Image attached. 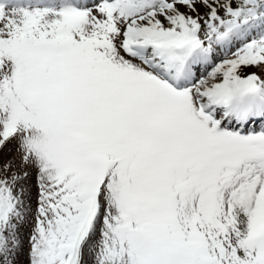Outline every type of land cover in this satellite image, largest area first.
I'll use <instances>...</instances> for the list:
<instances>
[{
    "label": "snow or ice",
    "instance_id": "1",
    "mask_svg": "<svg viewBox=\"0 0 264 264\" xmlns=\"http://www.w3.org/2000/svg\"><path fill=\"white\" fill-rule=\"evenodd\" d=\"M250 67L264 0H0V148L16 142L39 189L30 264H264ZM2 171L15 264L29 173Z\"/></svg>",
    "mask_w": 264,
    "mask_h": 264
},
{
    "label": "rangeland",
    "instance_id": "2",
    "mask_svg": "<svg viewBox=\"0 0 264 264\" xmlns=\"http://www.w3.org/2000/svg\"><path fill=\"white\" fill-rule=\"evenodd\" d=\"M183 10V9H182ZM204 9H201V12H203ZM223 54L221 53L218 58H222ZM256 73L258 75H261L262 78H264V69L261 68H255L250 67L246 68L243 71L244 75ZM253 127L250 126V128ZM261 127H264V125H255L254 128L259 130ZM11 161L13 163V170L16 171H27L29 173L27 180L25 181L26 186L30 189L31 193V206H32V213L33 215L29 217V222L23 226L20 230V239L22 242L21 249L18 251V254L16 256L15 264H30L29 259V237L32 230V224L34 222V214L35 210L37 208V199H38V184H37V175L34 168L28 167L24 168L21 164V153L18 150V145L15 141H12L10 143H7L3 148H0V175H3V166Z\"/></svg>",
    "mask_w": 264,
    "mask_h": 264
}]
</instances>
